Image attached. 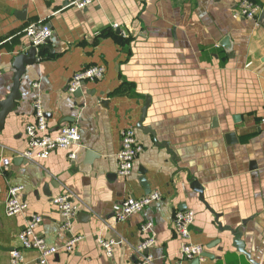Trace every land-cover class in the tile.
<instances>
[{
    "label": "crops",
    "instance_id": "0c3cea01",
    "mask_svg": "<svg viewBox=\"0 0 264 264\" xmlns=\"http://www.w3.org/2000/svg\"><path fill=\"white\" fill-rule=\"evenodd\" d=\"M253 1L261 7L256 20L236 16L233 0H95L83 9L70 0H0V99L11 90L14 58L31 47L26 27L52 31L20 78L0 157L27 148L24 127L34 121L36 99L52 135L64 124L80 133L79 143L46 158L13 160L6 178L23 186L24 213L5 214L0 176V264L20 249L18 233L33 213L42 217L36 234L56 248L51 264H129L147 235L151 264H264V0ZM91 65L103 66L104 76L70 92L71 77ZM126 127L143 150L123 178L116 155ZM227 133L236 141L227 142ZM87 151L94 155L88 167ZM65 189L82 203L70 232L60 233L64 218L52 199ZM151 192L160 199L116 221L123 200ZM186 210L194 213L189 240L204 248L200 261L179 251L173 217ZM146 222L151 231L142 233ZM74 235L82 239L66 250ZM106 240L116 242L111 257ZM23 252V264H34L37 251Z\"/></svg>",
    "mask_w": 264,
    "mask_h": 264
},
{
    "label": "built area",
    "instance_id": "2783aa9c",
    "mask_svg": "<svg viewBox=\"0 0 264 264\" xmlns=\"http://www.w3.org/2000/svg\"><path fill=\"white\" fill-rule=\"evenodd\" d=\"M95 0H70V3L79 8H86L94 3ZM234 14L248 20H256L261 7L253 0H233ZM117 27V24H113ZM25 35L31 46L39 47L48 40L51 35V29L46 25L36 26L29 25L25 29ZM105 74V68L101 65H91L77 71L70 79L68 90L74 92L84 81H96L101 79ZM34 121L27 123L24 127V133L27 137V148L23 151H16L12 156L0 157V176H4L7 183V193L4 199V210L7 216H14L24 213L27 209V203L20 196L23 186L12 184L6 178V173L9 170L13 160L17 158L26 159L35 162L36 160L46 158L50 152L56 149H67L72 144H77L80 141V133L75 125H61L57 133L52 135L50 128L44 116V111L41 106V101L36 99L33 104ZM264 122V119H263ZM264 136V130H263ZM143 146L136 137L134 127H126L120 133V148L117 152V169L118 176L127 178L130 176L136 157L142 152ZM69 159L73 160L76 157L75 152L68 154ZM160 195L158 192H151L148 195L134 199L127 198L120 204L119 211L115 214L116 221H123L128 216L142 212L145 207L151 203L158 201ZM56 209L60 212L64 221L59 227V232H70L72 219L76 217L81 201L71 191L65 189L61 194L52 199ZM194 219L192 210L176 212L173 217V226L175 233L181 241L180 254L188 260L203 259L205 256L204 248L200 244L190 242L189 227ZM42 221V217L38 214H30L25 222L24 227L18 233V241L20 249L13 248L9 251V264H23L25 260L23 250L37 251V258L34 264H51L48 258L56 253V248L46 244L45 240L36 234V228ZM152 223H143L140 227L142 233L151 231ZM82 239L80 235L72 236L65 244L66 250H71L72 247ZM114 240L102 241V249L106 256L111 257L114 252ZM154 245V237L147 235L140 241L133 251L136 258L129 264H151L153 256L148 252V249Z\"/></svg>",
    "mask_w": 264,
    "mask_h": 264
},
{
    "label": "water",
    "instance_id": "95a60500",
    "mask_svg": "<svg viewBox=\"0 0 264 264\" xmlns=\"http://www.w3.org/2000/svg\"><path fill=\"white\" fill-rule=\"evenodd\" d=\"M262 18H264V9L262 10L261 15H260V22ZM47 43H49V39L46 40L45 44ZM230 44H231V41H230L229 36H225L222 39L221 45L225 47L226 50H228V48H230ZM37 51L38 50L36 47L31 46L27 50L26 53L18 54L14 58L13 67L15 69V73L13 76V84H12L11 90L4 99H0V131L2 130L4 126V121H5L7 114L15 108L16 101L20 99V93H19L20 78L25 70V66L30 65L36 61ZM147 104H148V101H146L144 107L142 108V118L146 114ZM214 121H216V119H214ZM225 137H226L227 142L236 141L235 133H227ZM86 155H87V160H86V163L84 162V164L88 167V165L90 164V160L92 157H94V155L93 153H91V151H87ZM191 188L195 192L198 193L199 199L203 203H205V201L202 198V187L200 186V184L197 181H193ZM233 243L236 244L238 248H241L242 243L238 239H234Z\"/></svg>",
    "mask_w": 264,
    "mask_h": 264
},
{
    "label": "bare ground",
    "instance_id": "6f19581e",
    "mask_svg": "<svg viewBox=\"0 0 264 264\" xmlns=\"http://www.w3.org/2000/svg\"><path fill=\"white\" fill-rule=\"evenodd\" d=\"M12 153V152H11Z\"/></svg>",
    "mask_w": 264,
    "mask_h": 264
}]
</instances>
